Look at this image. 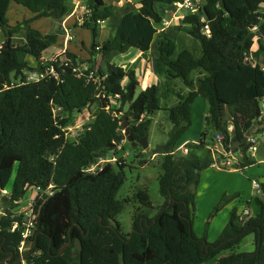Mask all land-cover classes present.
Returning a JSON list of instances; mask_svg holds the SVG:
<instances>
[{"label":"trees","instance_id":"1","mask_svg":"<svg viewBox=\"0 0 264 264\" xmlns=\"http://www.w3.org/2000/svg\"><path fill=\"white\" fill-rule=\"evenodd\" d=\"M80 1L86 9L80 28L89 30L94 38L102 23L112 31L102 45L93 42L89 52L88 70L83 74L92 71L97 79L77 77L73 69L80 60L65 53L62 64L51 65L55 76L27 83V73L45 71L49 66L32 68L26 58L38 61L54 46L57 35L43 36L27 28L25 43L15 45L12 37L26 24H8L10 4L27 10L36 21L60 19L69 0H0V32L5 38L0 49V191L8 186L16 167L10 194L0 203V264H13L20 258L25 215L15 216L11 210L18 205L22 192L28 187L46 189L51 184L53 195L32 204L35 219L30 248L23 253L26 264H264V182L258 184V210L244 223L232 210L213 243L207 242L206 234L197 238L192 229L195 190L200 174L210 168L213 158V149L205 141L207 131L221 137L220 145L230 146L244 139L260 114L264 71L245 58L252 54L256 61L264 55V0H203L197 12L181 18L190 47L182 39L160 33L163 15L159 6L182 4L183 0H138L137 8L124 11L106 0ZM154 44L160 62V86H147L135 96L139 85L135 71H125L105 58L129 49L147 53ZM19 80L22 84H16ZM176 81L188 91L174 92L176 103L165 108L172 129L167 142L155 152L163 158L158 178L163 203L152 217L134 214L132 232L125 234L116 220L129 202L116 197L124 182L120 170L123 163L106 162L93 174L83 169L117 148L123 138V117L129 122L132 146H139L136 142L148 133L149 117L161 110L159 96L168 95ZM11 83L14 86L9 87ZM198 97L207 104L205 131L197 144H186L185 159L175 160L173 150L191 127L192 104ZM95 102L98 110L92 121L76 137L66 138L62 129L69 123L70 114L80 113ZM247 147L242 144L237 149L242 154L239 169L255 163ZM235 194L223 195L212 216L238 196ZM133 199L146 209L152 208L145 190L138 191ZM14 224L17 228L11 232ZM250 235L254 250L235 252Z\"/></svg>","mask_w":264,"mask_h":264},{"label":"rangeland","instance_id":"2","mask_svg":"<svg viewBox=\"0 0 264 264\" xmlns=\"http://www.w3.org/2000/svg\"><path fill=\"white\" fill-rule=\"evenodd\" d=\"M75 0H72L69 2H74ZM107 1V0H106ZM115 1V2H114ZM108 0V2H112V5H116V0ZM72 3H68L67 7H71ZM193 3L195 4V7L199 5V7L203 4V0H193ZM136 4V7H135ZM138 0H127L125 1L121 8H117L120 11L126 10V8H137L139 5ZM14 7H18L16 4L12 3L8 10V24L10 26H15L17 23H25L23 29L19 31L18 34L14 35L13 41L15 45H22L25 43V33L27 28H31L30 25V19L28 16H31V13L27 10L23 9L19 6L22 13H17L18 10H16ZM173 7V9H172ZM164 6L159 8V11H162ZM170 12L164 13V18L167 20H172L175 17V13L182 14L183 16L185 14H188L190 11L185 10H178L175 6H167L166 7ZM198 10V7H197ZM11 11V12H10ZM86 9L83 5V3L80 2L78 9L72 13H66V16L64 17L63 24L66 23L67 25V18L70 15V19H72V22L70 25L74 23V25L71 27H59V21H56L55 18L51 19V22L54 23V27L51 31H54L58 33L59 35L64 36L66 38V35L68 36V33L70 35L68 36V42L70 45L76 44V49L72 48L68 51V54L73 55L74 57L79 56L80 60V67H88L89 65V58H90V47L92 46L93 42L96 41L98 44L106 42L107 40V32L104 28H101V30L98 33L97 38H94L92 33L87 29H81L80 25L83 21V15L85 13ZM70 12V11H69ZM28 15V16H27ZM56 21V22H54ZM43 21H38L37 24L39 25ZM60 25H63V24ZM80 24V25H79ZM107 26V25H106ZM164 27V26H163ZM168 27V26H167ZM46 26L43 25V30H45ZM41 31L42 35H44L45 32H48L49 34H55L50 32V30L47 29V31ZM166 36L170 37L173 40L182 39L184 44H187L188 47L190 45L188 44L187 35H185L182 31L181 26V19L177 21V24L175 26L170 25V27L165 31ZM4 41L5 38L0 32V42ZM102 45V44H100ZM57 47H60V44L57 45ZM69 47V46H68ZM256 48V47H254ZM60 50L59 48H57ZM56 48L54 46L50 47L46 53L45 61H43V64H47L49 67L52 65V60L54 58H57L58 56H54ZM255 51V49H253ZM137 50L135 49H129L125 54H117L118 56H114L112 58L114 64H127L129 60L137 54ZM53 54V55H52ZM152 55L157 56L156 51V45H153L152 49ZM251 58L252 54L250 55ZM264 59V55L256 60L257 63H262ZM254 60V59H253ZM97 61H99V57L97 58ZM26 62L30 67H34L35 63L31 57L26 58ZM41 63H38L39 65ZM118 65V66H119ZM139 66V61L136 63L135 67ZM134 67V68H135ZM136 69V68H135ZM156 81L154 80L153 83ZM161 83V82H160ZM177 84L172 85V91L168 95H162L159 96V102L161 106V110L156 111L153 115L149 117L150 119V127L147 133V148L142 149L139 146L134 147L129 143L125 137L124 132L122 131V140L118 144L117 148L114 149L112 152L107 153L105 159L111 162L113 159H116L120 163H123L122 168L120 169L124 174V182L119 191L117 192V199L119 200H125L128 199L129 202L125 203L123 206V210L121 213L116 217V220L121 226V229L123 233L128 234L132 232V219L134 214H141L146 215L148 217H152L154 214L157 213L158 208L163 203L162 198L159 193V182L158 178L160 174L162 173L161 170V163L163 161L162 156L159 153H155L158 148H162V146L167 142L168 134L170 130L172 129V124L169 121L168 118V112L165 110V108H168L170 106H173L176 101L177 97L174 94V92L179 93H186L188 89H186L179 81H176ZM141 86V85H140ZM160 86V84H159ZM141 87L137 88V91L135 93V96L139 94L141 91ZM145 88V87H144ZM116 105H113L111 107L114 108ZM128 108V105L124 107V111H126ZM98 110V102H95L93 105H90V107H85L80 113H71L70 114V121L65 126L67 128L69 127H76L80 128L79 125H86L88 122L92 121L93 117L97 113ZM207 110V104L206 102L198 97L195 99L194 103L192 104V124L189 130L183 135L182 141L184 140H193L197 139L199 140L201 138V133L205 131V123L204 118ZM116 115H120L119 113H116ZM229 133L233 134V128L229 125L228 127ZM80 133V129H74V136L76 137ZM215 139V142H212V140ZM205 141L210 144L209 147L212 148L216 155L212 154L213 160H216V163L220 164V161H218V158L224 159L225 157L221 150V145L218 142V137H214V132L211 130L207 131V136L205 138ZM199 142V141H198ZM197 142V143H198ZM193 143V144H197ZM264 139H259V143L257 144L258 152L255 153V159L253 161L255 162L254 165L245 167L243 169H237L238 163L236 160L231 159L233 157L232 154L227 155V160L230 162V166L226 169H214V168H208L207 170L203 171L200 174L199 177V183L196 187L195 193L197 195L196 201H195V212H194V218H193V232L197 238H202L203 235L206 234V240L208 243H213L216 241V239L219 237L223 229L225 228L228 219L229 214L232 210H236L238 214L241 216L243 213V210L249 211V216L253 217L252 214L253 209H257L258 206L255 203L256 197H261V193L257 192V188L254 189L252 187L253 181H259L264 182ZM190 144V142L186 143ZM186 144L184 143V146L187 148ZM183 146L181 144L177 145L173 150V157L175 160L185 159L183 157H186L187 154H184L179 148ZM240 152V151H239ZM241 153V152H240ZM155 154L154 160H150V157ZM219 156H218V155ZM226 158V157H225ZM143 161V162H142ZM145 161V162H144ZM145 163V164H144ZM116 169L119 170V167L115 165ZM16 173V167L14 168L13 175L9 181L8 186L6 187L8 191H10L11 186L13 184V180ZM140 190H145L149 196L152 208H145L142 205H140L137 201H134L133 196ZM218 190V192H217ZM223 192H227L226 195L235 194V192L238 193V196L234 199H231L228 201L222 208H220L214 216H212L215 208L218 206L220 202V198L223 196ZM36 191L32 187H28L26 189V192L22 196L21 200L19 201L18 205L12 209V213L15 216L19 215H26L31 210V206L35 201ZM3 196L0 195V203L1 198ZM250 203V204H249ZM249 217V218H250ZM247 220V218H243V220H239L240 223H244ZM252 236H248L244 239L242 244H240L237 247V250L235 252H251L254 250V239L251 241Z\"/></svg>","mask_w":264,"mask_h":264},{"label":"built area","instance_id":"3","mask_svg":"<svg viewBox=\"0 0 264 264\" xmlns=\"http://www.w3.org/2000/svg\"><path fill=\"white\" fill-rule=\"evenodd\" d=\"M173 6H175L178 10H185V11H190L191 13H195L197 12V7L199 9V5L197 7H195V4L193 3V0H183V3L182 4H174ZM164 24H168L167 21H164L163 20V25ZM204 31L206 34L209 33L208 29H207V26L204 27ZM4 44V41L0 42V49L2 48ZM97 50L99 49V47L96 48ZM245 60L247 62H249V64H251L252 66H255L256 64H259L257 63L255 60H253V58L250 57V55H248ZM52 63H57L58 65L62 64L60 60H58V57L57 58H54L52 60ZM66 64V62H65ZM40 65H45L43 63H41ZM260 65V68L262 71H264V64H259ZM88 70V67H76L73 69V72L76 73V76L77 77H81V76H84L87 81L89 80H96L97 79V76H96V73L90 71L88 74H83L85 71ZM49 75H52V76H55V72H54V69L52 66L48 67L45 71H39V72H30V73H27L26 74V82L29 83V82H38L42 79H44L46 76H49ZM16 84H22V81L19 80L17 81ZM14 86V83H11L9 84V87H12ZM260 114H259V117L257 118V120L259 122H262L264 123V99H262L260 101ZM80 128H76V127H69L67 128L66 126L62 129V131L64 132L65 134V137L68 138V139H72L74 138V129H80V131L82 130V125H79ZM220 136H218V141H220ZM259 139H264V128H261L259 129L256 134L252 135L251 137H249L247 140H246V143L247 144V154L248 156L251 158V157H254L255 156V153L258 152V147H257V144L259 143ZM263 146H264V143H263ZM179 150H181L184 154H187L188 153V150L187 148L183 145L179 148ZM221 150H222V153L223 155L226 157H223L224 159H220L218 158V161H220V164L219 163H216V160H213L212 158V164H211V168H214V169H218V170H221V169H226L227 167L230 166V162L229 160H227V155L229 154H232V153H229V154H226L223 150V148L221 147ZM216 152V151H215ZM214 152V150H212V153L214 155H216ZM239 156L241 157L242 154L239 153ZM218 155V154H217ZM220 155V154H219ZM218 155V156H219ZM233 155V154H232ZM156 156L152 155L150 157V160H154ZM231 159H234L237 161L238 163V159L233 155V157ZM116 159H113L111 162H115ZM106 162H109L108 160L106 159H98L96 161V163L90 165V166H87L86 168L83 169V172L84 173H88V174H93L95 173L96 171H99L102 169V166L104 163ZM254 185V189L257 188V192H259V186L258 184H255L253 183ZM35 191H36V196H35V200H41L43 199L45 196H52L53 195V185H49V187H47L46 189H42L41 187H32ZM10 194V191L7 190V188H5L4 190L0 191V195L1 196H7ZM0 215H3L2 212L0 211ZM249 218V211L248 210H243V213L242 215L240 216V221L243 220V218ZM34 219H35V216L32 215V206H31V210L29 211V213H27L25 215V218L23 219L22 221V227H23V230H22V233H21V237H22V240L20 242V245L18 247V254L20 255V258L21 260L18 261V264H26L25 261H24V255L23 253L25 251H28L29 248H30V241H29V237L31 235V231L32 229L34 228ZM17 228V224H14L10 231L13 232L15 229Z\"/></svg>","mask_w":264,"mask_h":264},{"label":"crops","instance_id":"4","mask_svg":"<svg viewBox=\"0 0 264 264\" xmlns=\"http://www.w3.org/2000/svg\"><path fill=\"white\" fill-rule=\"evenodd\" d=\"M70 1H72V0H70ZM114 0H112V2H113ZM127 2V0H116V5H114L115 7H117V8H121V6H122V4L124 3V2ZM80 0H75L73 3L72 2H69V3H72V6L71 7H67V11L65 12V14L63 15V17H61L60 19H56L55 18V20L56 21H59V27H57V28H61V26L64 28V27H72L73 25H74V23L72 24V25H70L71 24V22H72V19H70V15L68 16V18H67V25H66V23H62L63 21H64V17L66 16V13H72V15L74 14V12L78 9V6H79V4H80ZM107 2H108V0H107ZM111 2V3H112ZM115 2V1H114ZM113 2V3H114ZM108 3H110V2H108ZM11 5V4H10ZM138 5V4H137ZM18 6V5H17ZM10 7V6H9ZM135 7H136V4H135ZM160 7H162V6H159V8ZM16 10H18L17 11V13H18V15H19V13H22V15H24L23 14V12L21 11V9L19 8V6L18 7H14ZM172 9H173V7H172ZM9 10V9H8ZM70 11V12H69ZM11 12V11H10ZM168 12H170V10H168L166 7L165 8H163V10L161 11V13H162V15L165 13H168ZM8 11H7V14H6V17H7V20H8ZM164 14V15H165ZM164 15H163V20L164 21H167L168 22V24H164L163 26V29L162 30H160V33L162 34V35H166L165 34V31L170 27V25H172V26H175L176 24H177V21L178 20H180L181 18H182V14H176L175 13V17L172 19V20H167V19H165L164 18ZM28 16V15H27ZM32 14H31V16H28L29 17V19L31 20V18H32ZM51 19H52V17H45V18H42V19H40V20H36V21H32L31 20V22H30V25H31V28L30 29H34V30H37L41 35H42V33H41V31L43 30V25L44 26H46V28H45V30L47 31V29L48 30H50V32H52V33H55V35H57V41H56V43L54 44V47L56 48V50H55V53H57V54H55L54 56H58V57H60V58H58L60 61H62V59H63V57H64V54L65 53H68V51L69 50H71L72 48H77L76 47V44H74V45H70V43L68 42V39H66V38H68V36L70 35V33H68V36L66 35V38H64V36H62L61 37V35H59L58 33H56V32H54V31H51L52 29H53V27H54V23L53 22H51ZM38 21H43L42 23H40L39 25L37 24V22ZM56 21H54V22H56ZM63 24V25H60V24ZM80 25V24H79ZM168 26V27H167ZM101 28H104L105 30H106V32H107V39L112 35V31H111V29L110 28H108L107 26H106V23H102L101 25H100V28H99V30H98V33H99V31L101 30ZM82 29V28H81ZM45 30H43V31H45ZM49 32V31H48ZM48 32H45L44 33V35H48L49 33ZM19 33V32H18ZM17 33V34H18ZM16 35V34H15ZM43 35V36H44ZM97 36H98V34H97ZM14 37V36H13ZM13 37H12V39H13ZM97 38V37H96ZM14 42V41H13ZM95 43H97L96 41H94ZM104 43V42H103ZM102 42L101 43H99V45L100 44H103ZM58 44H60V47H57V45ZM69 46V47H68ZM57 48H59L60 50H58ZM91 48V47H90ZM152 49H153V46H152V48L149 50V52H147V53H142V52H137V54L135 55V57H133V58H131L130 60H129V62L127 63V64H122V65H119L120 67H122L125 71H129V70H134L135 71V73H136V75H137V78H138V82H139V85H138V87H141L142 86V88H141V90H143L144 89V87H147V86H150V85H153V84H155L157 87L159 86V84H160V82H161V76H160V62H159V60H158V57L155 55H152ZM117 54H120V53H117V52H114V53H111V54H109L105 59L108 61V62H113V60H112V58L114 57V56H118ZM125 54V53H124ZM53 55V54H52ZM33 59V58H32ZM77 59L79 60L80 58H79V56L77 57ZM33 61H34V63H35V65H34V68L37 66V64L38 63H43V61H45V56H44V54L41 56V58L38 60V61H36L35 59H33ZM139 61V66L138 67H135V65H136V63ZM260 64H264V59H263V62L262 63H260ZM136 69H135V68ZM156 81L155 83H153V81ZM141 85V86H140ZM207 116V110H206V114H205V117ZM182 138H183V136H182ZM182 138L180 139V141H179V144H181V145H184V143L186 144V143H188V142H190V143H197L199 140H197V139H193V140H184V142L182 141ZM255 156H256V154H255ZM255 156L254 157H251L250 159H255ZM237 169H239V168H237ZM253 183H255V184H259L260 182L259 181H253L252 182V187H254V185H253ZM217 192H218V190H217ZM235 193H237V192H235ZM227 194V192H223V194H221V195H226ZM219 195H220V192H219ZM220 195V196H221ZM196 198H197V195H196ZM247 210V209H246ZM257 210H258V208L257 209H253V210H251L252 211V214L253 215H255V213L257 212ZM237 214H238V212H237ZM250 236H252V235H250ZM248 237V236H247ZM246 238V237H245ZM244 238V239H245ZM244 239H243V241H244ZM253 240V236L251 237V241ZM242 241V242H243ZM242 242L240 243V244H242Z\"/></svg>","mask_w":264,"mask_h":264},{"label":"water","instance_id":"5","mask_svg":"<svg viewBox=\"0 0 264 264\" xmlns=\"http://www.w3.org/2000/svg\"><path fill=\"white\" fill-rule=\"evenodd\" d=\"M50 11V9L48 10ZM6 48H9L10 47V39H7L6 40ZM94 43L92 44L91 46V49L94 48ZM102 107L104 108V105H102ZM123 120H124V124H123V132H124V137L125 139L131 143V145H134V143L132 142V139L128 136V133H129V122L127 120L126 117H123ZM261 128H264V123L262 122H259L257 119L255 120V123L253 124V126L249 129V131H247L245 133V136H244V139L240 142H234L232 145L230 146H224L223 144L222 147L224 149V152L226 154L228 153H232L238 160H241V157L239 156L238 154V147L242 144H245L246 143V140L251 137L252 135L256 134V132L261 129ZM137 145H139L142 149H146L148 144H147V135H145L142 139H140L138 142H136ZM114 146V145H112ZM25 185V183H23V186ZM22 195H24V192H22ZM0 218H1V215H0ZM70 244V241L59 251V255L62 253V251L67 247L69 246ZM25 257V256H24ZM10 259V258H8ZM21 260V259H18L17 262ZM16 262V263H17Z\"/></svg>","mask_w":264,"mask_h":264},{"label":"flooded vegetation","instance_id":"6","mask_svg":"<svg viewBox=\"0 0 264 264\" xmlns=\"http://www.w3.org/2000/svg\"><path fill=\"white\" fill-rule=\"evenodd\" d=\"M16 262H17V260L13 264H18V262L17 263Z\"/></svg>","mask_w":264,"mask_h":264}]
</instances>
